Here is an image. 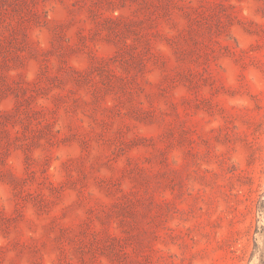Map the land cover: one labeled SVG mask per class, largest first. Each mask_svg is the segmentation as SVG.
Wrapping results in <instances>:
<instances>
[{
  "label": "rangeland",
  "instance_id": "374dc122",
  "mask_svg": "<svg viewBox=\"0 0 264 264\" xmlns=\"http://www.w3.org/2000/svg\"><path fill=\"white\" fill-rule=\"evenodd\" d=\"M0 264H264V0H0Z\"/></svg>",
  "mask_w": 264,
  "mask_h": 264
}]
</instances>
